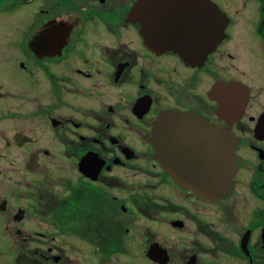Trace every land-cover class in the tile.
<instances>
[{
  "label": "flooded vegetation",
  "instance_id": "obj_1",
  "mask_svg": "<svg viewBox=\"0 0 264 264\" xmlns=\"http://www.w3.org/2000/svg\"><path fill=\"white\" fill-rule=\"evenodd\" d=\"M194 1L0 0V264H264V0ZM166 112L235 142L223 198L157 161Z\"/></svg>",
  "mask_w": 264,
  "mask_h": 264
},
{
  "label": "water",
  "instance_id": "obj_2",
  "mask_svg": "<svg viewBox=\"0 0 264 264\" xmlns=\"http://www.w3.org/2000/svg\"><path fill=\"white\" fill-rule=\"evenodd\" d=\"M153 1L139 0L132 14V17L140 18L147 32L154 11ZM184 1L189 7L197 6L194 0ZM210 9L209 4L200 1V15H206L205 12ZM206 30L213 31L211 27ZM218 37V34L203 36L200 30V56L205 57L213 50ZM168 46L176 50L182 47L180 43ZM191 47L197 48L189 43L182 48L188 51L180 52L190 54ZM150 142L161 167L183 189L215 200L223 198L233 187L238 170L235 142L223 130L209 126L202 118L193 114L166 112L154 125Z\"/></svg>",
  "mask_w": 264,
  "mask_h": 264
},
{
  "label": "rangeland",
  "instance_id": "obj_3",
  "mask_svg": "<svg viewBox=\"0 0 264 264\" xmlns=\"http://www.w3.org/2000/svg\"><path fill=\"white\" fill-rule=\"evenodd\" d=\"M11 75H12V72L9 69H6V68L5 69H2L0 71V81H2V83H4L5 85H7V82L6 81H9V78H10ZM14 101H16V102H22L23 101V98L22 97H19L18 99L14 100Z\"/></svg>",
  "mask_w": 264,
  "mask_h": 264
}]
</instances>
